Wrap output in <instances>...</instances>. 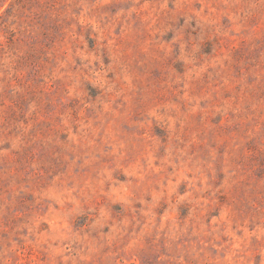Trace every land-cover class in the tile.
<instances>
[{
	"label": "rangeland",
	"instance_id": "rangeland-1",
	"mask_svg": "<svg viewBox=\"0 0 264 264\" xmlns=\"http://www.w3.org/2000/svg\"><path fill=\"white\" fill-rule=\"evenodd\" d=\"M0 264H264V0H0Z\"/></svg>",
	"mask_w": 264,
	"mask_h": 264
}]
</instances>
